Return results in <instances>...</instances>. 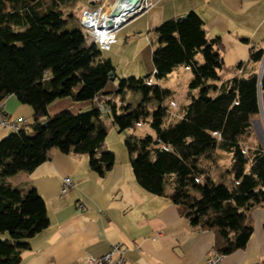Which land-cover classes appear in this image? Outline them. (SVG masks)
Instances as JSON below:
<instances>
[{
  "label": "trees",
  "instance_id": "obj_1",
  "mask_svg": "<svg viewBox=\"0 0 264 264\" xmlns=\"http://www.w3.org/2000/svg\"><path fill=\"white\" fill-rule=\"evenodd\" d=\"M68 1L0 0V101L15 95L33 109L29 125L0 139V264H19L29 239L49 223L38 192H22L5 177L32 170L52 147L87 154L89 167L103 176L115 160L106 143L109 125L121 131L142 123L150 115L147 104L169 95L147 79H163L179 64L191 73L189 88L199 92L177 112L158 104L150 115L153 135L125 140L132 172L144 189L176 204L191 225L212 230L216 253L243 248L253 232L250 211L264 205V150L249 120L259 112L264 74L223 80L221 41L210 38L199 15L189 11L152 30L151 75L121 78L115 93L104 91L115 66L78 26L65 29L61 7ZM262 52L251 48L250 57L260 60ZM212 80L223 85L215 95ZM129 89L142 94L133 110L124 104ZM64 96L98 101L89 110L49 114L47 105ZM217 151L230 154L227 180L209 176Z\"/></svg>",
  "mask_w": 264,
  "mask_h": 264
},
{
  "label": "crops",
  "instance_id": "obj_2",
  "mask_svg": "<svg viewBox=\"0 0 264 264\" xmlns=\"http://www.w3.org/2000/svg\"><path fill=\"white\" fill-rule=\"evenodd\" d=\"M101 1L70 0L65 4L84 9ZM153 1L118 30V43H133L137 50L147 46L151 51L153 29L165 19L194 11L202 19L206 34L221 41L223 80L234 74H264V0ZM251 48L263 51L260 60L250 57ZM209 83L216 85L212 95L223 86L221 80ZM259 95V112L249 117L255 132H259L261 121L264 125V90ZM112 98L120 102V95ZM97 101L91 100V106ZM52 102L47 105L49 114ZM124 104L130 105L126 99ZM0 112L10 119L23 117L31 122L33 109L9 95L0 101ZM10 132L0 126V139ZM146 132L153 135L152 130ZM257 142L264 150L262 142ZM217 156L216 164L209 167V176L213 181L227 180L230 157L223 151H217ZM223 157L229 167L223 168ZM64 177L73 184L68 192L61 193ZM5 181L22 192L33 187L44 200L49 219L48 225L29 239V248L22 252L19 264H84L85 258L104 254L114 243L124 248V264H205L216 253L212 230L191 225L167 196L152 194L139 185L130 155L127 162L114 160L113 167L100 176L89 167L87 154L64 153L52 147L47 159L35 168L21 169L6 176ZM250 215L253 232L246 245L223 255L217 264H257L264 259V205L253 207Z\"/></svg>",
  "mask_w": 264,
  "mask_h": 264
},
{
  "label": "rangeland",
  "instance_id": "obj_3",
  "mask_svg": "<svg viewBox=\"0 0 264 264\" xmlns=\"http://www.w3.org/2000/svg\"><path fill=\"white\" fill-rule=\"evenodd\" d=\"M82 9L83 8H78L72 3L64 4L61 7L63 18L66 21V30H69V28H76L78 26L77 22ZM69 12H71L70 17H68ZM88 37L92 39L90 36ZM118 40L112 45L110 50L101 51V56L108 55L106 57H111V60L115 66V77L113 80H109L107 86L105 87L107 92L112 93H115V91L118 89V83L121 78H126L129 76L140 77L147 74L151 75L153 68L151 61V51L149 47L146 46L140 50H137L133 43H124L123 41L118 43ZM151 76L153 77V81L151 83L158 85L163 90L169 91V95L166 96L161 103L153 101L152 103L147 104V109L150 115L152 110L155 109L158 104L164 106L168 112H177L178 110L180 111L189 101L190 96L199 92V88H189L188 83L191 79V73L187 71V68L183 64L176 65L173 69V72L163 79H157L154 77V75ZM125 99L130 104V108L133 110L137 103L142 99V94L139 90L133 89L126 92ZM50 108L52 114L63 109H71L76 112L79 110V108H82L83 110H89L91 108V100L75 101L71 96H64L53 100L49 106V109ZM150 115L141 120V127H138L135 124L133 127L118 131L116 126L109 125L106 143L109 150L114 153L115 160L117 162H127L129 152L125 145L126 139L138 137L142 132H144L143 134L147 133V130L151 131L149 128ZM257 128L259 129V132H255L253 129L252 132L256 138V141L258 139L264 145V136L261 135L264 132V125L262 121L261 125H257ZM29 132H32L30 128ZM223 155H226V152H223ZM228 155L230 157V154ZM222 159V163L224 165L223 168L229 167V164L226 162V158L223 157Z\"/></svg>",
  "mask_w": 264,
  "mask_h": 264
},
{
  "label": "built area",
  "instance_id": "obj_4",
  "mask_svg": "<svg viewBox=\"0 0 264 264\" xmlns=\"http://www.w3.org/2000/svg\"><path fill=\"white\" fill-rule=\"evenodd\" d=\"M153 3V0H103L81 11L77 22L78 27L81 32L92 38L93 43L100 51H108L118 40V30ZM152 81V77L147 79L148 84H151ZM101 107L103 112H109L107 106ZM29 123L27 118L10 119L3 112H0L1 127L17 131ZM137 126L141 127L142 123H138ZM72 184L73 182L69 177H64L60 192H68ZM222 256V254L215 253L205 260V264H217ZM84 264H124V248L120 243H114L104 254L85 258Z\"/></svg>",
  "mask_w": 264,
  "mask_h": 264
},
{
  "label": "water",
  "instance_id": "obj_5",
  "mask_svg": "<svg viewBox=\"0 0 264 264\" xmlns=\"http://www.w3.org/2000/svg\"><path fill=\"white\" fill-rule=\"evenodd\" d=\"M261 77V71L260 73L258 74V78ZM114 79V72L113 71H110V80H113ZM259 92H260V89H259ZM260 96V95H259Z\"/></svg>",
  "mask_w": 264,
  "mask_h": 264
}]
</instances>
